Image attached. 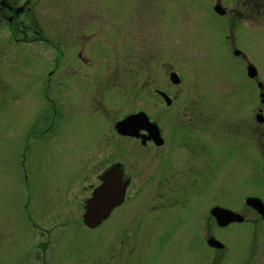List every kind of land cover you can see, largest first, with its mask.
<instances>
[{"label":"rangeland","instance_id":"obj_1","mask_svg":"<svg viewBox=\"0 0 264 264\" xmlns=\"http://www.w3.org/2000/svg\"><path fill=\"white\" fill-rule=\"evenodd\" d=\"M28 1L22 22L35 21L43 34L58 37L52 43L64 67L49 80L50 104L44 94L54 48L14 42L22 39L17 26L0 23V264H264V221L244 205L247 197L264 202L263 127L255 129L258 154L245 138L233 140L236 121L248 114L253 120L263 106L254 83L264 85V21L240 23L228 35L256 65L252 83L239 71L244 61L235 60L234 69L224 58L223 20L211 11L216 1L228 8L234 1ZM79 50L89 68L74 75L72 55ZM170 71L179 85L170 83ZM74 81L89 90H76ZM155 90L173 96L171 109ZM138 112L166 129L183 113L216 114L209 128L199 129L205 146L217 143L208 152L221 166L205 170L201 199L189 206H206L205 215L190 216L188 225L181 223L187 214L180 203L173 207L166 191L152 188V154L114 133L116 122ZM115 163L125 164L130 177L127 200L100 227L84 228L83 204L98 175ZM215 205L245 222L218 229L208 215ZM208 237L223 250L208 248Z\"/></svg>","mask_w":264,"mask_h":264},{"label":"flooded vegetation","instance_id":"obj_2","mask_svg":"<svg viewBox=\"0 0 264 264\" xmlns=\"http://www.w3.org/2000/svg\"><path fill=\"white\" fill-rule=\"evenodd\" d=\"M231 1L234 2L230 3L232 5V7L230 8L221 5L219 1H216L213 5H211V11L213 15H215L219 20H223V26L225 28L224 30L225 36L223 39V43H225V48L228 49V54H224V58L227 57L226 60L227 63L230 64V68L233 67L234 69H237L238 68L237 67L238 65H236L237 62L234 61L240 60V61H244L245 63L243 67L242 66L239 67L240 72H244L246 74L248 72V67L251 66L255 68V72L257 73L256 65L248 61L247 56L238 49L239 44L237 40H235V38L229 40L228 35H231L234 29L236 30V28L238 27V25H240V23L247 24L250 27H254V26L258 27L259 25H261L260 21L262 20L264 21V0H240V1L231 0ZM28 3H29L28 0H24V1L0 0V23H7V25L10 27L17 26L15 30L21 32L22 39L15 38V42L21 41L29 44L42 43L44 45H48L49 47L54 48L55 52L57 53V57L54 61L53 70H49L47 72V76H46L47 84L44 94L45 100H47L50 104H52L51 100L48 99L46 91H48V89L51 90V87L49 85L50 83L49 80L51 79V77L55 73H57L59 68L64 67L61 66V64H59L60 60L63 58V53L60 50L58 44L52 43V41L53 42L59 41L58 37L55 36L54 38H52L43 34L41 29L38 28L37 23L35 21H33V23L27 24V26L24 25L22 21L26 19L25 16L28 15L30 12ZM216 7H218L219 10L216 11L215 10ZM76 26H78V24ZM87 36L90 38L93 36V33ZM85 40L86 39L81 38V41H85ZM72 56L75 60L74 62L78 64L76 67H70V70L73 71L72 74L74 75L77 74L78 71L81 70L80 68H89V62L82 56L81 50L77 51ZM170 73H173V71H170L169 74ZM73 80H77V79H73ZM250 81L254 83L256 79ZM78 82L79 81H74L72 83V85L75 86L76 90L79 91L89 90L88 87H86L85 89L84 86ZM254 84L256 86L258 82L257 83L255 82ZM262 91L264 93V89ZM155 93L157 94V97L160 99V101L163 102L165 110H169L173 107L174 105V103L172 105V102H174L173 96L169 95L164 91H159V90H155ZM160 93H164L168 97L169 99L168 105H166L164 100L160 97ZM259 93L260 92L258 91V94ZM260 100L261 99H259V102L261 103ZM263 106L262 108L260 107L256 109L257 112L253 120L251 119V117H249L248 114L247 117L245 116V118L236 121V123L234 122L235 128L233 130L235 132L233 134L234 137L233 140H235L236 143H238L239 142L238 136L245 138V141L247 142L248 146L249 147L251 146L254 152H256V154H258V152L256 151V146H254V136H256V132H255L256 128L259 130L260 127H263V131L261 132V135L264 140V107ZM214 116H216V114H212L211 115L212 118L210 119L209 116L203 119L201 115H195L193 114V112L192 115L183 113L182 115L180 114L177 120L178 123L173 124L174 126H171L169 129H166L165 126H163L157 120L150 119L148 117L149 122L155 128L153 130L150 131L139 130L136 132V135L134 136H122L114 132L115 135H117L120 140L133 141L140 147V149L144 153L152 154L156 169L154 172L156 181L155 183H152V188L155 187L154 191H157L156 192L157 195L160 194L161 192L166 191L167 192L166 194L168 195V199L170 201H172L173 203L174 202L180 203V206L174 203L173 207L176 204V207H182L181 210H183L187 214V215L184 214V220L181 222L182 224L184 223V225H188L190 221H192V219L189 218L190 216L203 217L205 215L206 206H204L202 209L195 208L193 210H191L189 206L190 204H192L191 203L192 201H200L201 199L200 198L201 196H199V194L203 187L202 184L205 183L203 181H207V179L209 178V177L208 178L205 177V173H206L205 170H208L209 168V173L212 174L214 171L218 170L221 166V163L220 165L217 164V162H220V160L216 158L212 159L211 155L208 152V149H210L211 150L210 152H212V150L214 149L213 146H215L217 143L214 140H211V142H209L205 146L203 143L205 144L207 143L206 136L204 137L202 130L199 129L201 125H203V127L200 128H204L205 130L206 128H209V122H214L215 120ZM258 116H260V118H257ZM191 127H196V129H198V132H196V130L191 131L192 129ZM259 134L260 132L257 133V135ZM207 138L208 139L212 138V136H207ZM240 141H242V139H240ZM232 149H237V148H232ZM258 149H259L258 151H260L259 152L260 155L258 158H261L262 160L261 163L263 164V168H264V144L259 146ZM125 157H126V153H124L123 159H125ZM247 157H250V155L246 153V158ZM143 159L145 160L146 158L143 157ZM210 159H212L213 164L210 163L209 161ZM237 161L232 163L234 167L231 170V172L234 171L235 164ZM115 165L119 166L121 181L123 184H125L124 198L121 205L119 206L121 207L124 205V203L127 200L128 188L131 183L130 177L126 172L125 164L124 165L121 163L112 164L111 166L104 169L98 175L97 179L100 183L103 173ZM216 206L217 205L213 207ZM224 209L231 211L233 213H237L236 211H233L228 208H224ZM237 214L240 215V213ZM211 220L213 221L212 218ZM136 232L137 234H139L138 231ZM206 239L204 240V243L206 242Z\"/></svg>","mask_w":264,"mask_h":264},{"label":"water","instance_id":"obj_3","mask_svg":"<svg viewBox=\"0 0 264 264\" xmlns=\"http://www.w3.org/2000/svg\"><path fill=\"white\" fill-rule=\"evenodd\" d=\"M215 10H219L218 7ZM255 69L251 66L248 67L247 77L253 79L256 77ZM169 80L172 84L178 83V78L175 74H170ZM259 90H262V85H257ZM165 103L168 105L169 100L161 94ZM260 101L264 104V94H259ZM257 118H260L258 116ZM155 129L152 124L148 122L147 117L143 113L129 115L122 121L117 122L113 130L122 136H134L139 130H153ZM125 184L121 181V174L118 165H115L106 170L100 180V184L93 189L90 198L84 203V213L82 215V223L88 229H95L105 221L110 213L121 205L124 198ZM245 205L255 211L261 220H264V204L256 198H247ZM211 217L214 218L218 227H226L233 223H242L243 217L238 214L232 213L228 210L214 207L210 210ZM206 244L210 248L222 249L223 246L214 238H209Z\"/></svg>","mask_w":264,"mask_h":264}]
</instances>
